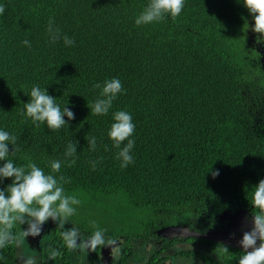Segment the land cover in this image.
<instances>
[{"label": "trees", "instance_id": "trees-1", "mask_svg": "<svg viewBox=\"0 0 264 264\" xmlns=\"http://www.w3.org/2000/svg\"><path fill=\"white\" fill-rule=\"evenodd\" d=\"M148 3L0 0V130L18 137L9 159L17 166L33 162L46 174L50 161H63L55 175L70 178L65 193L80 201L69 221L86 236L102 233L91 258L74 263L60 235L65 229L55 225L38 264H97L103 243L117 241L112 264L172 257L237 264L243 254L219 240L159 231L186 225L199 233L231 232L236 212L250 216L254 185L264 178V37L251 30L241 0H185L175 19L136 25ZM50 22L74 45L52 43ZM112 78L124 91L107 115H94L101 91L94 85ZM33 86L46 88L61 108L68 101L75 113L69 126L52 131L21 115ZM118 110L135 124L133 163L125 168L108 136ZM92 136L95 151L87 143ZM70 140L78 141L77 153L65 157ZM50 246L62 255L50 260ZM16 253V244L0 249V264H22Z\"/></svg>", "mask_w": 264, "mask_h": 264}, {"label": "clouds", "instance_id": "clouds-1", "mask_svg": "<svg viewBox=\"0 0 264 264\" xmlns=\"http://www.w3.org/2000/svg\"><path fill=\"white\" fill-rule=\"evenodd\" d=\"M184 2L185 0H149L143 11L136 17L135 24L160 22L165 19L166 15L175 19L181 14ZM241 2L252 18L251 30L258 36L264 37V0H241ZM4 11V6L0 5V15ZM48 32L52 43L63 39L66 46L74 45V40L67 35H62L51 22ZM22 43L31 47V42L28 40ZM94 87L101 91L99 98L91 106V112L94 115H107L117 95L124 91L122 83L119 79L112 78L106 80L102 86L96 84ZM27 96L29 99L24 103L21 115L30 118L36 127L46 125L49 130L56 131L65 125L69 126V121L75 119V113L66 106L68 101L61 108L56 103V97L49 95L46 88L33 86ZM112 116L114 122L110 126L108 136L113 146L119 150L117 159L121 161V167L125 168L133 163L131 150L134 147V140L130 137L135 131V124L131 114L126 111H115ZM17 140L18 137L15 135L0 130V161L4 162L0 165V182L4 179L11 180L5 188H0V249L10 244L21 245L29 236H39L43 231V226L52 220L65 229L60 235L69 251L85 248L94 250L98 244L103 242L100 231H96L89 240L82 241L77 228L66 229L64 227L69 222V218L75 215L74 206L79 205L80 201L75 196L65 193L63 184L70 182V178L66 180L62 175L59 177L55 175L60 172L63 161H50L51 171L48 174L33 162L17 166L12 159H9L10 153L14 155L15 149L18 148ZM124 141L127 143L121 147ZM87 143L90 150H96L97 138L95 136L88 137ZM77 144L78 141L75 140L68 142L65 157L76 155ZM9 145L12 146L11 150ZM72 162L74 163V160ZM95 166L96 162L93 161V169ZM211 175L215 178L219 175V170L212 171ZM251 209L250 216L245 218L246 223H250L251 227L242 232L241 239L238 241L243 254L238 258L237 264H264V178L254 185ZM16 225H26V227H21L22 230L16 234L13 232ZM223 251L225 253L229 251L226 245ZM61 255L58 248L50 246L48 257L50 260ZM22 264H37V261L34 256H28L23 258Z\"/></svg>", "mask_w": 264, "mask_h": 264}, {"label": "rangeland", "instance_id": "rangeland-1", "mask_svg": "<svg viewBox=\"0 0 264 264\" xmlns=\"http://www.w3.org/2000/svg\"><path fill=\"white\" fill-rule=\"evenodd\" d=\"M246 217H248V216H246ZM66 224H67L68 228L75 227L70 221ZM55 225L59 226L58 224H56L52 220H49L43 226V231L39 236H36V237L29 236L26 238V240L24 241L23 244L16 245V249H17L16 255H17V259L20 263H22L23 258H26L28 256H34L36 258V261L38 264L40 248H41V246H43L47 243V236L49 234V231ZM230 226H233V228H232L233 233L232 234L242 235L244 228L238 220L233 218V216H232ZM80 234H81L80 239L82 241L89 240L92 237V236H86L82 233H80ZM121 245H122L121 241H117V243L116 242L115 243L104 242L102 245L100 254H99V261L97 264H110L114 258H115L114 260H117V254L119 253V247ZM94 250L91 248H85V249H78L76 251H71V254H72L71 258H72L74 263L86 261L89 258H91L92 252ZM187 261H189V260L172 257L167 262H163L160 264H182V263H185ZM195 263L199 264L198 261H196Z\"/></svg>", "mask_w": 264, "mask_h": 264}, {"label": "water", "instance_id": "water-1", "mask_svg": "<svg viewBox=\"0 0 264 264\" xmlns=\"http://www.w3.org/2000/svg\"><path fill=\"white\" fill-rule=\"evenodd\" d=\"M247 213V210H240L237 213L233 215V218L237 219L241 225L244 228V231L248 230L251 225L250 223H246V216L245 214ZM159 233L165 236H188V235H193V236H199V237H208L211 239L219 240L231 245H234L236 247H240L238 244V241L241 239L242 235H237V234H232L228 232H223V231H215V232H207V233H199L196 230H191L188 229L186 225H173V226H167L164 227L163 229H160Z\"/></svg>", "mask_w": 264, "mask_h": 264}, {"label": "flooded vegetation", "instance_id": "flooded-vegetation-1", "mask_svg": "<svg viewBox=\"0 0 264 264\" xmlns=\"http://www.w3.org/2000/svg\"><path fill=\"white\" fill-rule=\"evenodd\" d=\"M246 215V214H245ZM224 232V231H223ZM229 233H233V231H231V232H229ZM101 248H102V246H101ZM96 249V248H95ZM182 259H184V258H182ZM187 260H189V261H187V262H185V263H182V264H189V263H191V264H196L195 262L196 261H198L199 262V264H202V262L201 261H199L198 259L197 260H192V259H187ZM168 261V260H167ZM164 262H166V261H164ZM163 263V262H162ZM110 264H112V263H110Z\"/></svg>", "mask_w": 264, "mask_h": 264}]
</instances>
